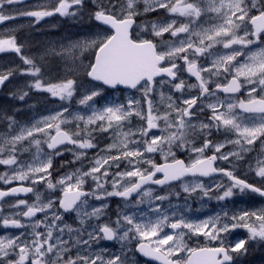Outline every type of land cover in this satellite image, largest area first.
<instances>
[{"label": "snow or ice", "instance_id": "snow-or-ice-1", "mask_svg": "<svg viewBox=\"0 0 264 264\" xmlns=\"http://www.w3.org/2000/svg\"><path fill=\"white\" fill-rule=\"evenodd\" d=\"M23 2L0 0V24L18 17L38 24L57 14L77 19L88 7L87 0H47L33 10L12 9ZM91 5L88 18L99 30L59 50L48 48L39 58L23 54L15 30L0 33V53L14 52L24 65L0 70V87L16 75L30 77L27 90L10 92L9 98L25 102L36 91L60 102L48 115L24 122L17 119L22 109L0 108V184L6 186L0 187V264H128L133 243L136 252L159 264H241L251 244L264 246V207L221 208L198 219L189 215L188 201L194 195L201 202L245 193L264 198V0ZM160 10L185 22L146 19ZM85 53L89 62L77 64ZM48 56L69 57L74 67L61 79L46 78ZM79 69L93 86L78 93ZM118 86L139 97H105L97 104L105 87ZM217 134L224 138L215 139ZM100 136L109 141L103 147ZM66 152L73 159L61 167H80L54 181V160ZM183 152L187 159L179 158ZM242 167L254 182L238 175ZM21 194L35 198L30 202ZM112 198L121 202L115 219L107 216ZM180 198L183 204L173 203ZM72 213L76 227L65 222ZM237 229L246 230V237L233 239ZM193 237L206 243L189 246ZM101 241L121 247L113 252L98 247Z\"/></svg>", "mask_w": 264, "mask_h": 264}, {"label": "flooded vegetation", "instance_id": "flooded-vegetation-1", "mask_svg": "<svg viewBox=\"0 0 264 264\" xmlns=\"http://www.w3.org/2000/svg\"><path fill=\"white\" fill-rule=\"evenodd\" d=\"M46 2H47V0H24L23 6L17 5V9L33 10V6H35L39 3H46ZM29 3H35V4L29 5ZM13 6H15V5H13ZM167 17H170V16L168 14L164 13V14H161L159 16V19H161V18L166 19ZM171 18H177V17H171ZM23 22H26V25L23 26L24 25L23 24V25L18 26L19 29H17V31H16V33H18L17 39H18V42H20V43H22L20 40L25 41V43L29 46H30V43L40 45L44 42V39H46V38H50L49 40L51 42L54 41L55 39L58 40V38L62 37L65 34L64 32H65V30H67V28L70 30L68 32V35L69 34L71 35V32L75 31V30H77V32H76V35H77L78 33H80V29H81V28H79V25H80L79 22L80 21L78 18L73 19L70 17H62L58 14L54 15L52 17H46L43 20H41L38 24H34L32 18L18 17L15 20L0 24V27L5 25V24H12V25L16 24V25H18V24H22ZM178 22H185V21L180 19V21H178ZM94 24H96V22H94ZM42 27H44V29H41ZM95 28H96V26L91 27L88 25H84L82 28L83 31H81V33H92V30ZM28 39H29V41L26 42V40H28ZM25 43H23V44L25 45ZM54 43H56V42H54ZM53 45L54 44H52L50 46H44L43 49H41V51H40V48H42V47H40L39 48L40 53L35 51V55H38L41 53L43 54L46 49L53 47ZM25 48H26V46L24 47L23 52L25 51ZM10 55H13L14 57H16L17 54L12 52V54H10ZM48 58H50V59L48 60ZM60 58L61 57H57V56H48L46 58V60L44 61V64L46 66L45 67V75H47L48 73H50L52 75V73L55 72L56 68L54 67V64L58 60H59V62H62L60 60ZM183 78L185 80H187L188 83H195V78L189 77V75L187 73L184 74ZM29 80H30V77H29ZM12 82H13V79L11 78L7 82V85L12 83ZM7 85L0 91V100L2 98L9 97L8 90L6 89ZM92 86H93V84H92ZM18 88L23 89V90H27L23 86H19ZM4 91H5V94H4ZM78 93H79V90H78ZM136 94L139 95L138 92H135V90H131V89H125L122 87H118L116 90H112V89L105 87L103 96L104 97L114 96L113 99L123 101L124 100L123 97H125V95L131 96V95H136ZM193 94H196V93L193 92ZM48 97L49 96L46 93L32 91V93L30 94V96L28 98H26V100L27 101L30 100V104L33 106H37L38 108H35L34 111H33V109L26 110L27 113L25 111H23V109H22L17 114V119L21 120V122H24V121H27L31 118L30 115H28L29 113L36 112L35 113L36 116L39 113H41L43 115V113H42L43 110L51 109V108H57L58 105L60 104L59 100L55 99V98H50V97L48 98ZM102 97L97 98V104L98 105H99L100 101L102 100ZM78 98H79V94H77L73 98V100L71 101L73 109H76V107H75L76 106V100H78ZM44 101H47V102H44ZM56 101L58 103H56ZM52 102H55L56 104L46 105V104H49ZM19 103L22 106V105H24L25 102H19ZM214 138L217 140H222L224 137L217 134V135H214ZM98 139L100 142V147H103L106 143L109 142L105 136H100V137H98ZM256 148L259 149V143L256 144ZM33 151H34V149H33ZM95 151H96L95 149L89 150L87 155L89 157H91L95 154ZM25 154H27V153H25ZM207 154L210 155L211 153H207ZM251 155L254 156V155H256V153L254 152ZM178 156H179V158L187 159L188 153L187 152L178 153ZM153 158L157 159L158 161H160L162 159L159 155H156ZM72 159H73L72 154L66 152V153H64L63 156L57 157L54 160V171H53L52 175L55 177V179L67 171H70V170H73L74 168L80 167L79 163L69 164L67 167H61L62 163L66 162V161H71ZM84 163H85V165H87V160H85ZM221 166H226V165H223V162H221ZM4 170H5V166L0 165V172H2ZM84 170L86 171L87 167H85ZM238 175H240L241 178H247L249 180V182H254L251 175H248L247 177H245L243 167L240 170H238ZM204 179H205V183H208V179L207 178H204ZM215 179L219 180V179H221V177L217 176V177H215ZM90 186H91V181H89V183L85 187L88 188ZM0 187H6V186L0 184ZM36 187H37L38 191L43 193L46 197L48 196V192L46 191L43 184H38ZM157 194H161V193L158 191ZM55 195H57V196L60 195L59 190H57ZM19 198H27L31 202V200H33L35 197L33 194H28L27 197H25L23 194H21V196ZM10 202H13V201H10ZM89 203L93 206H98L99 202H96L94 200H90ZM108 203H109V208L107 209V216H110L112 219H115L117 204H120L121 202H120L119 198H112L110 201H108ZM173 203L183 204L184 200H183V198H180L179 200L174 199ZM188 203L190 204L191 209H192V211L189 213V215L194 217V218L203 219L206 216L213 215L214 213L220 211L221 208H226V209L232 210V211H238L240 209H249L250 210V209H255V208H259V207H264V198L259 197L256 194L245 193L243 195L238 194V195L234 196L233 198H231L230 200L223 201V202H217L215 199L209 201L206 198L203 202H201L194 195L192 198L189 199ZM202 203H203V207H202ZM197 209H200V211H196ZM90 210L91 209L89 208V211ZM104 220H105V218H102L99 222L103 223ZM65 222L72 224L73 227L78 226V222H75V213H72L70 215H66L65 216ZM96 222L97 221H95V220L92 221V223H96ZM9 231L12 232L14 230L10 229ZM3 234H4L3 230L0 229V235H3ZM246 235H247L246 230L237 229L233 233L232 238L233 239L245 238ZM85 238H87V237H85ZM188 243H189V246H195L197 243H199L200 245L203 246L206 243V241L203 237H199V238L193 237L188 241ZM98 247L107 248L110 251L115 252V251H118L120 249L121 245L118 241H101ZM128 248L130 249V251H128V253H127L128 264H159L158 261L151 260L150 258H146L142 254L136 252L134 243L130 244L128 246ZM241 264H264V246L258 245L256 243L251 244L249 246V254L243 258V260L241 261Z\"/></svg>", "mask_w": 264, "mask_h": 264}, {"label": "rangeland", "instance_id": "rangeland-1", "mask_svg": "<svg viewBox=\"0 0 264 264\" xmlns=\"http://www.w3.org/2000/svg\"><path fill=\"white\" fill-rule=\"evenodd\" d=\"M87 3H88V7L84 9L83 15L80 18H78L79 21H80L79 22L80 23L79 28H81L80 29V33H78L76 35L77 30H75V31H72L71 32V35L70 34L68 35V32L70 30L67 28V30H65V32H64L65 34L62 37L58 38V40L55 39L54 41L51 42L49 40L50 38H46V39H44V42L42 44H40V45H36V44H31L30 43V46H29V45H27L25 43V41L20 40L22 43H25V46H26L25 51L23 52V54L29 55V56H34V57L39 58V56L42 53L41 54H38V55H35V51H37L38 53H40L39 52V48L40 47H42V48H40V51H41V49H43L44 46H50V45L54 44L53 46H55L56 49L59 50V47H60L61 44L67 45L70 41H74V40H78V39H83L86 36H88V35L91 34V33H81V31H83L82 28H83L84 25H88V26H91V27L96 26V28L92 30V33L95 32V31H98L99 30L98 26L96 24H94L93 21L89 20V18H88V10L92 7L91 0H87ZM31 4H35V3H29V5H31ZM17 5L23 6V3L16 4L15 6H12V9H17ZM6 11H9V9L6 8ZM162 12H163V10H160L158 12L150 13L146 17V19H149V20L159 19V16L161 14H164L165 13V12H163V13ZM168 19H172V18L171 17H167L164 20H168ZM177 19H178V21H180V18L177 17ZM20 25L25 26L26 25V22H23L22 24H18V25H16V24H13V25L12 24H5V25H3V26L0 27V33L10 34L9 33V30H15V34H16V36H18V33H16V31H17V29H19L18 26H20ZM41 29H44V27H42ZM164 39H166V40L169 39L168 34H165ZM27 41H29V39L26 40V42ZM54 42H56V43H54ZM10 54H12V52L0 53V70L6 71L8 68H15L17 66L23 68L24 65H23L22 61L20 60V58L17 55H16V57H14L13 55H10ZM90 58H91L90 53H85L83 56H81L79 58V60H77L76 63L77 64H79V63L87 64L89 62V59ZM49 59L50 58H48V60ZM60 60L62 62H59V60H58L57 61L58 63L56 62L54 64V67L56 68L55 69V72H53L52 75L50 73H48L47 75H45L46 78L61 79V78H63L65 76L66 69L74 67V65L72 64V61H71V59L69 57H66V56L65 57H61ZM75 78L78 79V82H79V85H80L79 92H82L84 89H87L89 87H92V83L87 80V77L84 75L83 69H79L76 72ZM12 79H13V82L10 83V84H8L7 87H6V89L8 90V95H9L10 92L20 90L18 87L19 86H23L24 87V85L29 81V77L20 76V75H16V76L12 77ZM4 94H5V91H4ZM127 96L128 95H125V97H123V99H125ZM135 96L139 97L138 94H136ZM79 98H80V95H79ZM107 98L113 99L114 96H108ZM1 100H0V108L7 109L9 112H11L12 110H14L16 108H20V109H23V111H25L27 113L26 110L33 109V111H34L35 108H38L37 106H34L32 108H29L30 100H28V101L26 100L25 103H24V105H22V106L19 103L20 101H18V100H12L9 97L2 98ZM44 102H47V101H44ZM104 102H105V97L103 96L102 97V100L99 103V105L100 104H103ZM56 103H58V102L56 101ZM56 103L55 102H52V103H49V104H46V105H54ZM75 107L77 108V105ZM53 109H55V108L43 110L42 113H43V115H48L49 112L52 111ZM73 110H75V109H73ZM35 113L36 112L29 113L28 115H30V117H32V116L36 115ZM39 115H42V114L41 113L37 114V116H39ZM4 127L5 126L3 124H0V131H3L4 130ZM32 151H33V149H32ZM31 154H32V152H29L27 154H24V157L23 158L24 159H29L30 156H31ZM52 177H53V180L54 181L57 179V178L55 179V177L53 175H52Z\"/></svg>", "mask_w": 264, "mask_h": 264}, {"label": "water", "instance_id": "water-1", "mask_svg": "<svg viewBox=\"0 0 264 264\" xmlns=\"http://www.w3.org/2000/svg\"><path fill=\"white\" fill-rule=\"evenodd\" d=\"M118 87H124V86H118ZM2 89V87H0V90Z\"/></svg>", "mask_w": 264, "mask_h": 264}]
</instances>
